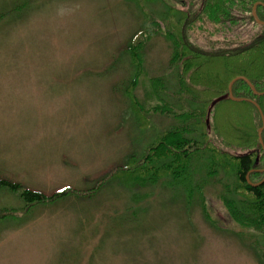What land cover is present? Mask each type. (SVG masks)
Here are the masks:
<instances>
[{"label": "rangeland", "instance_id": "obj_1", "mask_svg": "<svg viewBox=\"0 0 264 264\" xmlns=\"http://www.w3.org/2000/svg\"><path fill=\"white\" fill-rule=\"evenodd\" d=\"M147 6L162 20L169 7L197 11L200 0ZM146 23L134 0H0V178L47 196L93 192L176 125L154 116L141 127L131 110L136 70L127 47ZM256 34L252 25L217 29L205 20L191 37L215 52ZM169 45L163 35L149 44L135 91L143 105L153 78L177 89ZM213 127L217 146L240 153ZM204 163L193 164L191 196L170 178L144 187L116 178L90 197L24 212L18 196L0 189V210L13 211L0 219V264H264L256 234L239 228L220 198L230 179L207 177Z\"/></svg>", "mask_w": 264, "mask_h": 264}, {"label": "trees", "instance_id": "obj_2", "mask_svg": "<svg viewBox=\"0 0 264 264\" xmlns=\"http://www.w3.org/2000/svg\"><path fill=\"white\" fill-rule=\"evenodd\" d=\"M134 1L147 23L127 47L136 70L127 90L132 113L141 127L154 116L171 118L176 125L159 135L144 156L133 155L125 165L114 169L93 192L116 178L134 187L156 185L170 178L173 186L184 185L191 196L195 189L193 164L204 160L202 167L207 177L218 178L224 173L230 179L229 183H223L220 198L239 228L256 234V250L264 262V131L262 142L259 136L264 127V95H259L264 94V0H200L197 11L169 7L162 20L153 16L147 6L160 0ZM255 8L257 18L253 15ZM205 20L217 29L240 26L246 30L252 25L257 34L238 47L207 51L191 37L196 26ZM159 35L170 43L171 67L178 70V86L171 92L165 77L153 78L152 99L143 105L135 91L145 73L144 57L149 44ZM238 78L247 80L240 79L233 86L234 97L242 102L233 101L229 93L230 84ZM212 127L224 134L228 147L240 153H230L217 146L209 133ZM0 189L18 196L25 203L24 212L68 195L93 194L67 189L47 196L3 178ZM10 210H0V219L13 216ZM204 211L210 221L208 210L204 208Z\"/></svg>", "mask_w": 264, "mask_h": 264}, {"label": "water", "instance_id": "obj_3", "mask_svg": "<svg viewBox=\"0 0 264 264\" xmlns=\"http://www.w3.org/2000/svg\"><path fill=\"white\" fill-rule=\"evenodd\" d=\"M253 15L255 16V18H257V15H256V8L254 9V13H253ZM240 79H242V80H244V81H247V80L244 79V78H238V79L234 80V81L230 84V87H229L230 98H231L233 101H235V102H242V101H243V100L236 99V98L234 97V95H233V86H234V84H235L237 81H239ZM259 95H264V94H259ZM261 114H262V112H261ZM262 119H263V122H264V116H263V114H262ZM263 131H264V127L259 131V136H260V140H261V142H262V132H263Z\"/></svg>", "mask_w": 264, "mask_h": 264}]
</instances>
